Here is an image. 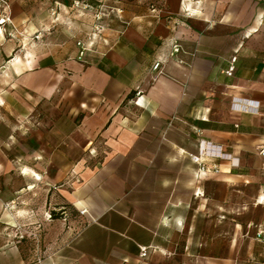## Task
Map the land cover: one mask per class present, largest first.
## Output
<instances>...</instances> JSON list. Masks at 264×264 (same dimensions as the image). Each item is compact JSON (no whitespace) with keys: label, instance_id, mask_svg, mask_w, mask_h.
<instances>
[{"label":"crops","instance_id":"1","mask_svg":"<svg viewBox=\"0 0 264 264\" xmlns=\"http://www.w3.org/2000/svg\"><path fill=\"white\" fill-rule=\"evenodd\" d=\"M83 1L74 9L61 0H37V10L48 4L50 10L93 9ZM120 4L110 44L103 39L105 46L81 57L78 49L77 60L13 55L3 29L27 24L20 17L0 26V79H9L0 95L56 102L54 130L68 123L69 131L59 140L53 134L68 145L58 150L55 173L81 181L55 193L88 221L51 259L28 258L0 232V264H173L174 255L182 264H264V244L255 238L256 226L264 225V157L257 153L264 146V0H201V13L187 17L179 15L180 0H160L156 13ZM0 10L30 8L28 0H0ZM175 40L181 49L171 55ZM243 100L258 108L231 107ZM200 142L221 145L239 165L205 159L218 172L200 174L191 159ZM44 149L41 142L21 173L42 174ZM10 162L0 174L12 172ZM94 175L106 178L100 184ZM13 190L0 183V207L13 203L5 196ZM243 193L244 205L257 197L261 220L251 233L235 223L224 249L216 246L219 233L208 245L204 224L231 217Z\"/></svg>","mask_w":264,"mask_h":264},{"label":"rangeland","instance_id":"2","mask_svg":"<svg viewBox=\"0 0 264 264\" xmlns=\"http://www.w3.org/2000/svg\"><path fill=\"white\" fill-rule=\"evenodd\" d=\"M62 1L66 5H74V9L81 7L84 3L83 0ZM89 1H92L89 5L93 9L83 6L86 10L66 8L50 10V4L53 2L49 0L47 10H37V0H28L30 10H7L8 15L3 14L4 10H0V19L3 17L9 19L0 23V26L11 21L14 23V19L20 17L27 24L22 30L13 27L12 24L10 28L3 29V32L12 38L13 55H20L21 52L23 55L28 53L33 56L57 54L63 61L77 60L76 53L80 49L77 46L78 41L84 42L86 50L94 49L97 44L105 46L103 39H107V44H110L109 38L115 33L114 26L119 24L117 14H122L120 13L122 10L115 9L116 2H121V6L124 3L125 7L135 4L148 8L153 13L161 7L160 0ZM8 81V78L0 79V88L8 86ZM54 105L56 102L53 100L47 103L36 102L26 94H23L21 99L16 94L0 95V166H4L7 158L13 166L11 173L0 174V183L2 186L5 182L11 184L14 189L11 194L5 195L6 198L12 197L13 203L0 207V232L5 238L17 243L23 254L30 259L31 257L51 259L54 251L70 242L88 222L87 219L80 218L81 214L63 203L55 193L60 185L69 186L70 182L81 181V178L76 174L61 176L55 173L59 161L58 150L67 148L68 145L53 140V134L59 140L58 137L68 133L69 126L65 123L58 132L54 130L55 126L51 121L54 120L55 123L59 118L56 117L57 112L53 111ZM41 142L45 144V149L39 156L42 174L21 173L24 172L21 171L22 165L36 160V157L31 155L35 153ZM101 161L98 158L93 163L99 166ZM35 164L33 163V166H36ZM92 177L100 179V184L106 178L101 175ZM27 188H31L30 191H26ZM221 192L223 194V190ZM245 194L254 195L252 191H247ZM256 198L244 205V200L249 198L243 193L240 198H237L243 205L236 211H232L231 217H222L220 223L212 220L206 222L204 228L208 245L213 246L212 237L219 233L222 239L216 246L226 248L235 223L241 225L242 231L248 230L250 226L251 233L254 230L253 226L261 220V205L256 203ZM249 222L252 224L250 225ZM170 263L182 264L183 259L180 255H174Z\"/></svg>","mask_w":264,"mask_h":264},{"label":"built area","instance_id":"3","mask_svg":"<svg viewBox=\"0 0 264 264\" xmlns=\"http://www.w3.org/2000/svg\"><path fill=\"white\" fill-rule=\"evenodd\" d=\"M201 0H180V16H192V15H197L201 13V8L199 7L198 4H200ZM155 10L154 8H152ZM263 18V17H262ZM261 18V19H262ZM260 19V20H261ZM9 20L7 17H3L0 19V23H4L5 21ZM3 21V22H2ZM177 23L175 22L174 25L172 26V29L175 28V25ZM77 46L80 47L78 51V56L81 57L84 52L86 51V47L84 42L78 41ZM181 49L180 44L175 40L172 43V50H171V55L174 53L179 52ZM160 65V61H156L153 65V69H157ZM243 100L242 102H232L231 107L232 108H238L239 110H244V111H254L258 108V102H253V101H247ZM257 153L264 157V146H261L257 149ZM214 158H220L224 160H228L231 164V166L237 167L239 165V160L236 157L231 156L230 153H227L223 151L221 145L213 144L212 142H200L199 144V151L198 155L192 156L191 159L198 164V171L199 173H206L209 172L210 170H213L214 172H218V168L212 167L209 168L205 164V159H214ZM255 238L262 242L264 244V225L258 224L256 226V231H255ZM140 250V256L145 257L147 255V247L146 246H141L139 248Z\"/></svg>","mask_w":264,"mask_h":264},{"label":"bare ground","instance_id":"4","mask_svg":"<svg viewBox=\"0 0 264 264\" xmlns=\"http://www.w3.org/2000/svg\"><path fill=\"white\" fill-rule=\"evenodd\" d=\"M2 22H3V21H2ZM37 179H39V178H37ZM83 211H84V212H86V210H85V209H84Z\"/></svg>","mask_w":264,"mask_h":264}]
</instances>
